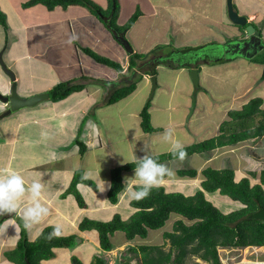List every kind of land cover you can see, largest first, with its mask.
<instances>
[{"label":"crops","instance_id":"1","mask_svg":"<svg viewBox=\"0 0 264 264\" xmlns=\"http://www.w3.org/2000/svg\"><path fill=\"white\" fill-rule=\"evenodd\" d=\"M27 1L0 0V9L7 19V28L0 26V53L5 66L15 75L18 95L28 98L49 93L60 82L79 81L81 77H87L88 80L82 81L85 84L82 91L75 92L64 100L42 101L34 107L20 109L0 119V177L16 172L24 177L26 185H30L33 180L40 181L44 185L41 202L49 209L48 215L28 230L24 228L22 220V210L27 204V198L20 202L16 212L0 213V264H13L5 258L4 253L13 250L23 234L29 241H34L44 228L56 225L62 228L61 236L75 238L74 253L84 264L92 262H85L80 256L81 250L88 247H95L101 252L99 255L107 256L109 264L111 254L118 257L120 253H116L130 247L132 240L128 241L121 232L123 237L120 238V243L114 246L111 240L113 250L104 252L99 246L98 233L94 230L82 232L78 225L85 218L106 222L115 214L128 220L136 211L130 205L133 200H129V206L133 209L130 216L122 217L119 212L121 201L127 195L124 188L119 193L116 204L108 201L111 170L127 163L123 161H138L135 157L139 159L146 154L168 153L165 145L153 143L165 128L172 131L174 138H182L184 146L216 136L219 125L227 119L228 111L234 107L233 103L238 102V108H241L248 101L243 99L251 85L264 80L261 78L263 64L243 57L223 63L217 61L219 57L213 58L215 62L200 61L196 67L200 85L197 89L193 88L192 80L186 76L191 68L158 66L157 70L167 68L169 72H175V75L171 82L170 79L169 83L163 80L159 85V73L156 74L158 84L154 93L158 90H162V93L160 99L154 101V94L152 98H147L152 88V76L147 74L150 69H129V51L115 40L110 30L88 8L69 6L48 10L42 5L25 8ZM92 1L103 9L109 6L108 0ZM117 1L120 8L119 25H124L137 10L141 12L125 34L133 53L146 54L163 45V56L177 58L180 55L177 51L183 48L226 46L230 39L242 35L241 29L228 19L225 0ZM233 4L240 15L261 29L263 35L264 0H233ZM214 43L217 45H213ZM83 49H90L119 63L123 71L119 73L95 62ZM242 64L247 69H243ZM191 65L195 67V63ZM229 69L232 79L228 80L225 71ZM250 73L253 82H250ZM201 78H211L222 88L233 85L237 89L242 80L246 84L238 92L228 95L229 104L222 106L221 98L209 83L200 84ZM135 81V90L129 96L114 104L106 103L112 92ZM11 85L10 78L0 66V95H10ZM148 102L151 124L159 129L155 133H144L140 126V112ZM6 109V104L0 101V115ZM255 140L261 141L264 137ZM255 140L203 153L206 156L205 163L221 158L225 149L234 153L237 152L235 147L241 145L240 148H243L242 144ZM79 142L86 147L83 155L79 154ZM125 153L129 159L127 156L122 157ZM178 160L163 164L170 167ZM189 168L198 173L194 178L187 177L192 180L184 183L193 184L194 187L198 184L197 188L201 190L202 169ZM78 170L97 186L93 190L85 184L77 185V191L86 204L84 208L78 206L72 195L63 196ZM250 173L247 178L251 185L258 184L260 174L258 183H253L251 178L255 180L257 175L254 173L256 176L251 177ZM133 175L134 170L123 172V187L124 178ZM167 185L171 186L172 181L166 177L159 186L166 190ZM177 216L173 223L182 219ZM119 232H115L111 239ZM79 247L80 251L77 250ZM58 249L62 248L54 249L53 259L56 258ZM47 262L48 260L42 261V264Z\"/></svg>","mask_w":264,"mask_h":264},{"label":"trees","instance_id":"2","mask_svg":"<svg viewBox=\"0 0 264 264\" xmlns=\"http://www.w3.org/2000/svg\"><path fill=\"white\" fill-rule=\"evenodd\" d=\"M108 2L107 9H103L92 0H28L24 7L42 5L48 10H53L56 7H86L110 30L115 40L122 44L120 36L125 39L126 32L134 25L141 12L137 10L124 25H119L120 8L118 1L108 0ZM247 25H253L256 31L261 34V29L258 26L253 22H248L245 26H237L241 29L242 35L230 39L227 44L244 41ZM0 26L7 28V19L1 9ZM213 45H217V43ZM217 47L220 46L217 45ZM163 48L155 47L147 54L129 51V69H150L147 74L154 76L157 74L158 66L192 68L194 66L191 63H195L196 68L200 61L215 62L212 56L208 54L207 46L183 48L177 51L180 52L178 56L180 58L177 57L178 59L163 56L161 54ZM83 51L95 62L112 68L119 73L123 71L119 63L102 57L90 49H83ZM260 53L263 54L261 58L254 56L250 61L263 64L261 78L264 79V49ZM236 57L239 56L228 57L223 55L217 61L223 63ZM86 80H88L87 77H81L80 82L75 80L56 84L49 91L50 101L58 102L75 92L82 91L85 88L82 81ZM135 87L136 81L116 89L111 93L106 103L114 104L126 98L135 90ZM149 105V102L146 103L140 112V126L144 133H155L159 129L154 128L151 124L148 111ZM263 137V99L256 97L247 101L239 109L229 110L227 119L219 125L216 136L184 146L185 158ZM78 146L79 154L83 155L86 151L85 145L79 142ZM151 156L157 159L159 163L176 159L170 152ZM136 163L138 161L126 163L111 170L110 188L107 193L108 201L111 204L117 203L118 195L123 189V172L133 171ZM197 173V170L191 168L177 171L179 177L194 178ZM200 174L202 176L201 190L193 195L186 196L182 193L167 192L163 186H158L153 188L146 198L131 201L130 205L136 211L128 220H123L119 214H115L111 220L106 222L85 218L79 223L78 228L82 232L96 231L101 250L110 252L113 250L111 236L115 232H123L128 241L136 237L146 238L149 230L162 228L171 214L181 216L182 219L173 223L171 231L163 233L164 244L125 248L118 255L117 264H132L130 256L134 258V264H201V262L204 264H221L218 249L264 246V222L247 219L250 214L259 209H264V170L260 172L259 183L255 185H251L247 177L236 181L235 173L230 168L214 169L207 167L202 169ZM250 176L255 177L256 175L250 173ZM78 184H85L93 190H96L97 186L94 182L85 178L81 170L74 173L72 181L63 196L72 195L78 206L84 208L86 204L77 191ZM215 191L240 202L243 207L227 214L222 213L205 197V192L212 193ZM1 221L2 219H0V223ZM52 228L51 226L44 228L34 241H29L23 234L17 246L13 250L4 253L5 258L13 264H42V261L54 258V249L75 246L73 236L48 239V234L52 231ZM70 262L71 264H84L76 256H72ZM90 264H108V258L103 254L95 256Z\"/></svg>","mask_w":264,"mask_h":264},{"label":"rangeland","instance_id":"3","mask_svg":"<svg viewBox=\"0 0 264 264\" xmlns=\"http://www.w3.org/2000/svg\"><path fill=\"white\" fill-rule=\"evenodd\" d=\"M262 39L264 41V33L262 35ZM159 47H163V45L162 46L160 45ZM209 48L214 49L215 47L210 46L207 49H209ZM166 51H168V50H166ZM166 51H164V52H166ZM223 54H224L223 49H221V50L218 49L217 51H215L214 53H210L209 55H211L212 58H214V57L218 58V57L223 56ZM188 56H192V55H188ZM256 56H257L256 58H261L263 56V54L260 53ZM178 58H180V57H178ZM178 58H174V59H178ZM242 67H243V69H247L245 64H242ZM225 72H227V75H225V77H227L228 80L230 78L232 79L231 69H229ZM157 73H159V78H158L159 85L162 84L163 80L168 82L170 79V82H171V80H173V76L175 75V72H172V71L169 72L167 68L165 70H157ZM171 73L173 74L172 76H171ZM190 74H191V72L189 70V73L186 74V76H188L190 78V80H192ZM222 74H223V72H222ZM250 75H251L250 82L251 81L253 82V76L251 73H250ZM154 76H156V75H154ZM169 76H171V77L169 78ZM182 77H184V76H182ZM158 81H157V84H158ZM181 81H182V78H181ZM181 81H180L179 86H178L179 89L181 88ZM242 81H241V84L238 85L237 89H234L233 85H231V86L227 85L224 88H222L217 84L216 81L212 80L211 78L210 79L209 78L208 79L207 78H201L200 84L203 85V84H205V82H208L209 85L211 86V88L213 89V91L217 94V96L219 98H221L220 99L221 105L227 106L229 104L228 95L230 96V94L232 92H235V93L238 92L239 90H241V86L246 84L245 82H242ZM229 83H230V81H229ZM199 87H200V85H199ZM193 88H194V85H193ZM161 93H162V90H158L157 92L154 93V96H155V98L153 97L154 101L160 99L159 97H160ZM150 94H151V91L149 92V94L147 96L148 99L150 98ZM256 97H260L264 101V80H262L259 84L256 83L254 85H251L250 91L246 93L243 100L249 101L250 99L256 98ZM233 104H234V107L232 109H239L238 108V104H239L238 102L233 103ZM191 108H193V106H191ZM179 140L183 143L182 138L179 137ZM240 146L241 145L235 147V150L237 152H234V153H229L228 151H226L227 149L223 150L222 151L223 156L221 158H219L218 160L210 162V163H205L206 156L203 154L194 155L190 158L186 157L183 160H178L176 163H174L170 167H168L170 169L173 168L172 170L174 171L175 175L171 178H168L172 181V185L166 186L167 192L182 193L186 196H189V195L195 194L198 191V188H197L198 184H196L197 186L194 187L193 184L184 183V181L192 180V179H189L187 177H179L176 173L177 169H180V168H184V169L186 168L187 169L189 167H194L198 170L205 168V166L214 167V168H216V167L231 168L235 172V178L237 180L241 179L242 177H249L248 174L250 172H253V173H256L257 176H256L255 180L252 178H251V180L253 183H258V175L264 169V140L249 141L248 143L242 144L243 148H240ZM125 156H127L126 153L123 154L122 157H125ZM126 158L129 159L130 157L127 156ZM125 162L130 163L128 161H123V163H125ZM205 197L214 207H216L218 210H220L224 214H227V213H230L232 211H236V210H239L242 208V204L240 202L234 201V200L228 198L227 196L220 194L218 191H215L212 193L205 192ZM120 205H121V207H120L119 212L121 213L122 217L130 216L133 209L129 206V199L127 198V195L121 201ZM177 218H178L177 215L172 214L170 216L169 220L165 223V225L162 228L149 231V234L146 238L136 237L135 239H133L130 242V245L131 246H139V245H160V244H162L164 242L163 237H162L163 233L165 231L171 230L172 223ZM119 233L120 234H117L116 236L113 237V239H111L114 246L118 245L120 243V241H119L120 238L123 237L122 233L121 232H119ZM74 248L75 247H72L69 249H65V248L58 249L56 252V258L55 259L52 258V259L48 260V262L46 264H70V256L75 255V253H74L75 249ZM77 250L80 251L81 247L77 248ZM77 252H76V254L79 255ZM99 253H101V252L100 251L98 252L97 248L88 247L86 249L81 250L80 256L82 259L85 260V262H87V260H93L95 256L99 255ZM118 253H120V252H117L116 254H118ZM111 255H112L111 259H110L111 261L109 264H116V261L118 262V257L115 258V256H113L114 254H111ZM130 257L129 258H130L132 264H134L135 263L134 258L132 256H130ZM114 258H115V260H114ZM190 262H188V263H190ZM201 264H204V263L201 262Z\"/></svg>","mask_w":264,"mask_h":264},{"label":"clouds","instance_id":"4","mask_svg":"<svg viewBox=\"0 0 264 264\" xmlns=\"http://www.w3.org/2000/svg\"><path fill=\"white\" fill-rule=\"evenodd\" d=\"M42 135H46L42 133ZM154 144H163L166 151L170 152L176 159L183 160L186 156L183 143L173 137L170 129L159 135ZM138 163L134 167V175L124 178V192L129 200L139 201L146 198L150 191L164 182V179L175 175L174 171L159 163L151 155H144L142 158L135 157ZM44 185L33 180L26 185L24 177L16 172H10L0 177V213H13L17 211L21 201L27 198V204L22 210L23 225L26 230L38 224L46 217L49 209L41 202L43 199ZM62 235V228L56 225L48 234V239L59 238Z\"/></svg>","mask_w":264,"mask_h":264},{"label":"water","instance_id":"5","mask_svg":"<svg viewBox=\"0 0 264 264\" xmlns=\"http://www.w3.org/2000/svg\"><path fill=\"white\" fill-rule=\"evenodd\" d=\"M226 1V9L227 16L229 21L235 26H245L248 23V20L245 16L240 15L239 12L235 9L233 0H225ZM122 41V45L128 51H131V45L129 42L120 36ZM225 47V48H224ZM218 49H223L224 54L228 57L239 56L245 59H251L257 54H259L264 49V42L261 38V34L256 31L253 25L246 26V40L234 42L228 44L226 46L216 47L214 49H207L208 54L214 53ZM0 66L3 69L4 73L10 78L11 85V93L8 96L0 95V101L5 103L7 109L0 115V119L9 116L10 114L23 109L34 107L42 101H46L50 99L49 93H40L28 98H22L18 95L15 86V75L12 71H10L2 61L1 53H0ZM190 76L192 79V83L194 87L199 88V75L197 68L193 67L190 69ZM152 89L150 98H152L154 91L157 87V80L155 76L151 77ZM248 220H256L264 222V209H259L258 211L250 214L247 218Z\"/></svg>","mask_w":264,"mask_h":264},{"label":"built area","instance_id":"6","mask_svg":"<svg viewBox=\"0 0 264 264\" xmlns=\"http://www.w3.org/2000/svg\"><path fill=\"white\" fill-rule=\"evenodd\" d=\"M221 264H264V246L218 249Z\"/></svg>","mask_w":264,"mask_h":264},{"label":"flooded vegetation","instance_id":"7","mask_svg":"<svg viewBox=\"0 0 264 264\" xmlns=\"http://www.w3.org/2000/svg\"><path fill=\"white\" fill-rule=\"evenodd\" d=\"M243 40H246V37Z\"/></svg>","mask_w":264,"mask_h":264}]
</instances>
